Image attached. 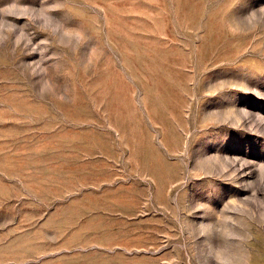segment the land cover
<instances>
[{"label": "rangeland", "instance_id": "1", "mask_svg": "<svg viewBox=\"0 0 264 264\" xmlns=\"http://www.w3.org/2000/svg\"><path fill=\"white\" fill-rule=\"evenodd\" d=\"M0 264H264V0H0Z\"/></svg>", "mask_w": 264, "mask_h": 264}]
</instances>
